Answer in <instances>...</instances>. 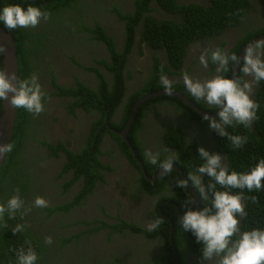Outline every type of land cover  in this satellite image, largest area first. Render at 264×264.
Instances as JSON below:
<instances>
[{"label":"clouds","instance_id":"1","mask_svg":"<svg viewBox=\"0 0 264 264\" xmlns=\"http://www.w3.org/2000/svg\"><path fill=\"white\" fill-rule=\"evenodd\" d=\"M151 2H156L159 8H161L166 13H168L167 12L168 10L160 5L159 0H152ZM175 2L179 5H191V4L200 3L199 1H194V0H175ZM117 8L123 11V9H121L119 6H117ZM250 9L252 10V5ZM79 10L82 9L73 8L69 13L72 12L75 13L76 11ZM151 10H158V8L151 6ZM82 11H84V14L82 15L83 17L82 19L86 18V20L90 22L93 21L89 19L90 17L88 14L89 11L87 12L84 6ZM99 15H104V14H99ZM112 15L114 17L119 16L115 12V10L112 13ZM50 16H51L50 12L41 11L40 7H36L32 5H28L26 8H24L19 4H15V5H7L4 6L2 9H0V23H2L6 29H8L9 31L15 29H31V33L33 35H36V37H38V34L40 33L42 27L48 23ZM169 16H171L169 18L172 17L176 18V16L172 14H169ZM94 18L103 26V28L107 30V28L103 24V21L98 19V14H96ZM82 19L78 23H76L78 18L73 19L70 15L66 17L67 24L70 27V31H71L70 36L78 33L86 34L87 39L85 40V42L88 43L95 42V44L101 45L100 44L101 42L97 43L98 41L92 40V34L89 33L88 31V29H92L96 26L94 25L96 22H94L93 24L94 26L87 27L85 30H83L82 33L81 24H80L82 23L81 22ZM119 19H117V22L119 21ZM42 20L44 22H41ZM73 24H75L74 25L75 29L74 27L73 29L71 28ZM246 29L247 28L244 29L245 34L247 31ZM248 29L253 30L255 28L250 27ZM107 32L109 35H111V33L108 30ZM113 37L118 42L119 38L115 36ZM63 38L64 39H62V43L63 45L66 46V42L68 38H65V36H63ZM123 38L124 37L122 36V39ZM196 40H193L190 44H192ZM48 45H54V43L46 39V41H44V43L41 45L46 54L47 53L50 54L53 51L57 50L56 48L51 50ZM120 48H123L121 44H120ZM141 51L143 53H141ZM141 51L139 52L138 56L140 57L145 55L144 61H146L147 56L145 54L144 49L142 48ZM7 54H8V48L4 44H0V56H6ZM67 57L68 55L66 56V58ZM71 58L74 64H76L77 67H80L79 63L74 59V57L71 56ZM144 61L142 60V58H140V62L138 63L136 62V64H139L137 68L140 67L139 70L141 71H143ZM210 61L212 64L216 65V69H215L216 74L208 79L201 80L199 78H193L186 72V70L185 71L183 70V66L182 69L175 68L174 70L171 68L173 71H171L170 75H174V82L181 81L182 79L185 90L192 96V98H194L197 101H203L205 104H207L209 108L214 107L217 109V112H213V113H217L218 118L216 119L210 118L208 115H204L203 119L208 121L209 128L213 130L218 136L222 138H226L231 143L233 149H240L247 143L248 138L246 136H241V135H232L227 131V128L235 127L237 125H242L245 128H251L253 122L257 119V111L260 106L256 102L258 90L254 89V87L258 85L261 81H264V40H259L249 44L244 49L242 56H238L235 53L230 54L227 51L221 50L220 48H216L215 50H211V51H209L208 49H204L199 56L200 65L203 68L207 69L209 67ZM141 64H143L142 67ZM169 64L171 66V62H169ZM162 66L163 67L165 66L164 62ZM19 67H20V63H19ZM233 67L239 68L238 77L229 78L226 75H224L225 73L231 72L233 70ZM137 68L135 69L137 70ZM124 72H125V76L128 75V77H125L126 93L125 96L123 97L124 101L121 104V108L115 110L113 114L114 120H111L109 122L111 124L112 122H114L117 126H119L120 123L122 122V107L124 105L125 100L127 99V97H129L135 92V90L131 89L129 85L127 86V78H129L131 74L126 73V67ZM240 72L243 74L242 78L239 77ZM110 76H112V74L108 72V74H106L105 77H110ZM175 76L178 77L175 78ZM109 82L110 85H112V81ZM156 86H159L160 89L153 92H148L142 95L141 97L150 93L164 90L165 94L158 96H166L167 98L164 100L168 99V104L163 106L165 104L164 100L152 104L151 109L147 110L146 112L147 116L143 118L142 128L139 130L138 137H139V142L141 143V146L143 148V152L145 153V156L148 158L149 163L154 166H158L159 169L161 170L160 173L161 177H164L173 171V165L177 160V154L167 148L164 149L165 153L152 152V148L149 147L147 141L155 137L160 139L161 142L160 145L163 144L169 146L167 144V138L165 137V134L168 132L170 127H160L157 123V120L153 119L152 116H150L149 114L156 112L161 116H163V110L166 106L168 108V111L173 109L178 110L177 107L178 104L170 102V97L177 98L179 100L181 99L178 98L177 96H171L173 92H175L173 89L174 87L173 81L170 80L166 75L164 74L160 75V80L159 81L157 80ZM158 96L152 97L150 99L156 98ZM44 97H45V93L42 90V86L38 82V77L35 74H33L30 77V79L20 80L18 79L15 73L9 72L6 68L4 70H0V101L6 103L10 109L13 110L24 109L28 113L34 116H39L45 111V105L43 102ZM150 99H147L144 102L149 101ZM143 103L140 105V107L143 105ZM112 109L113 107L109 108L110 111ZM108 111L106 113V116L108 115V120H110L109 119L110 113L108 114ZM99 116L101 119L102 116L100 113ZM106 116L104 122H106ZM147 119H151L153 121L151 123L148 122L149 124H146L145 126V122L147 121ZM148 125H149V129H147ZM117 126H114L112 124V127L115 129L118 128ZM177 127L180 128L178 125ZM109 131L110 132L106 137L114 138L115 140L114 142H116V143L113 142V144H110V146H113L115 144L118 145L119 141L116 140L115 137H113V134L115 133H113L110 129ZM97 135H93V132H91V136L87 138V141L76 146L77 148L76 151L78 153H81L85 149L94 146ZM26 137L24 138V147H25ZM119 137L122 139L121 136ZM91 138H93V140H91ZM128 138H129V133H128ZM130 142L132 143L131 140ZM156 146L159 145L158 144L153 145V147ZM133 147L135 148L134 145ZM12 149H13V145L11 143L0 144V159H3L6 154H7L6 155V159H7L8 153H10ZM74 150L72 151L75 152ZM197 151L199 154V159L202 161V163L198 167H196L195 171L189 172L187 174L186 179H181L177 181L176 185L177 187L182 189H187L189 185L192 186L193 191L198 192L199 200L207 201L208 203L202 206L199 210H194L196 201L193 200L186 201L183 207V214L181 213L180 218L178 217L176 220V217L175 219L173 217L174 212L168 213V210L170 208H175L173 204L167 203V206L163 207L160 199L157 197H153V202L156 205H158L160 208L157 210L151 209L150 211V214H152L155 219L148 224V230H149L148 234L153 235V231L156 230L160 225L162 226L163 220L162 218H158L159 217L158 215L162 216L165 219V224L169 222L172 225V228L169 231V239H168L169 243L167 239L161 236L160 234L151 236L146 241V243L149 246H151V248L158 254L161 250V245L157 242L155 243L151 239L155 237L160 238L164 246V250L162 254H160L159 257L155 258L151 264H156L162 256L169 257L171 255L175 260L181 258L185 259V253H184L185 247H188L191 251L195 250L191 246L192 235L195 237L197 243L202 244L201 258L202 261H207L208 264H264V228H253L249 231H242L240 224V219L245 218L247 216V212L245 211L246 206L244 204V201L248 199L251 200L252 203H257V197L256 196L246 197L244 195V190H247L248 192H253V191L258 192L264 190V183H262L264 182V159H260L253 167H251L246 172H237L235 170L232 171L229 170V167L226 165L225 157L219 154V152L209 153L203 147H199ZM131 153L134 159L136 160L138 166L141 167L140 171L143 172V174H145L146 176L147 174L146 167L142 159L139 157L137 150L136 153L140 158L142 164L139 163L138 159L134 156L132 151ZM166 153H168V155L163 160H161L160 156H163ZM105 155H107V153ZM117 155L123 160V163L127 166L126 158L128 154L123 153L122 150H118ZM61 162L65 164L64 168L67 173L71 172L72 175L75 174V172H73L71 169L70 170L67 169L69 164L68 157L67 158L65 157ZM134 166L137 167L135 164ZM129 168L131 169V173L133 171L136 172L133 167H129ZM142 168H145L146 173H144ZM136 170L139 172L140 175V171L138 170V168ZM135 175H137V173ZM182 175L184 176V173ZM205 176H207L211 181L207 185H205L203 181V177ZM102 180L105 181L106 178H103ZM129 182H133V180H130ZM108 183L109 182L105 181L103 188H105V185H107ZM138 183L140 184V180ZM74 184H76V182ZM73 185L69 189H67L65 194L73 187ZM82 186H83V178H82ZM82 186L80 189L79 188L75 189L76 191L75 197L82 190ZM105 189L107 190V188ZM233 189H237L240 191L236 194H233V192L231 191ZM137 190H139L140 197L146 198L148 200L149 196L148 194L145 193V189L142 186L141 189L138 187ZM141 191L143 192L142 195H141ZM108 192L110 194H113L111 191ZM15 193L16 194L12 195L6 201V203H0V226L4 228L8 227V224L5 220L6 216L9 220H12L15 219L17 213H19L20 218L23 219L24 216H26L31 211V207L29 208L25 207V202L19 194V189H16ZM163 197L166 200H170V194L167 192L163 193ZM111 199L112 200H110L109 202L115 205L116 202L113 200V196L111 197ZM85 200L86 198L82 199L79 205L74 206L68 212H72V210L75 207L83 205ZM121 204L122 203H119L118 207H120ZM116 206L117 205H115V208ZM32 207L46 208L48 207V201L43 197L37 196L32 202ZM164 210H166V212ZM105 211L112 213V211H110L105 204H98L96 207V213L88 217L89 218L88 220L79 221L77 223H75L76 221H74L73 225L87 224V226H89L87 233H85L84 231L83 232L79 231L78 233L70 231L68 237H76L77 239H80L83 235H86L88 233L95 234L101 229L95 228L94 224L100 223L103 226V229L113 228L114 237L106 241L108 243L114 241L117 238L115 237L117 234H122V228H118L116 227L117 225L114 224L110 226L108 217L104 215ZM158 211L160 214L157 215L156 213H158ZM113 219H115L114 216ZM68 220L70 221V219ZM44 222H45L44 224H46V220ZM68 225L72 226V224L70 223H67L66 225H62V226L68 227ZM26 227L27 225L25 224L17 223L15 227L12 228V233L15 235L24 232L26 230ZM76 227L83 228L84 226L78 225ZM33 230L35 234H37L38 236L39 231L43 230V225H40L38 228H34ZM101 234L102 232L97 234V236L105 238V236ZM44 242L47 245H51L53 243V240L51 237H45ZM26 243L29 242L26 241ZM11 251L15 253V258H16L15 264H37L38 262L39 257L37 253L30 246L27 248L20 247L19 249H11ZM124 253L125 252H122L121 250H115V254L106 256L108 258L107 261H102L103 258L101 257V258H96L94 263L129 264L126 262V259H129V256L128 254H124ZM81 255H83L81 263L83 262L85 263V255L80 254V256ZM80 256L76 257L77 264L79 263ZM131 264H146V263L141 262L135 258V262H132Z\"/></svg>","mask_w":264,"mask_h":264},{"label":"flooded vegetation","instance_id":"2","mask_svg":"<svg viewBox=\"0 0 264 264\" xmlns=\"http://www.w3.org/2000/svg\"><path fill=\"white\" fill-rule=\"evenodd\" d=\"M118 1L124 14H134V2L136 0ZM194 1H199V4H202L205 7L210 4L209 0ZM258 1V7L254 9L252 13L250 9L246 16L235 27L226 29L218 36L197 39L192 44H189L186 55L182 59L183 70H186V72L193 78H199L201 80L208 79L215 75L216 65L213 70L210 62L207 69L200 65L199 56L201 52L204 49L211 51L222 47L223 51H227L231 54V51L242 39V36L240 35L230 37L233 29H238L247 22L248 25L246 28L248 26V28L253 27L255 29L264 27V9L262 7L261 0ZM150 5L158 8V10H151L149 14L144 13V16H155L159 22L171 17L168 13L159 8L156 2H151ZM250 14L251 16H249ZM249 17L250 20L248 21ZM116 18L119 19V16L114 17L113 15L110 16L106 14L98 15V19L103 21V24L111 35L119 38L118 43L123 46L122 36L124 37L126 24L120 19L117 22ZM143 31L144 24L140 23L137 25L135 30L136 44L132 52L129 54L126 62V73L131 74L130 77L127 78V86L129 85L131 89L135 91H140L145 88L146 83L153 77L155 64L153 57L157 55V57H159L165 65L163 74L173 81L174 91L183 93L186 96L188 95L191 100L200 106L201 101H195L185 90L182 79L181 81L174 82V75H170V73L173 71L172 69L175 70V68L172 63L171 66L169 64L170 60L168 59V53L164 46L152 48V46L142 40ZM244 31L245 30H243V32ZM76 35H78L77 38L83 37L81 33ZM223 36H229L230 38H228L225 43L221 45L218 39ZM100 44L101 45L95 44V42H86L83 44L81 39L80 41L77 40L72 45H68L66 43V46H58V50H55L50 54H46L41 45L35 47L34 50L36 55L31 58V65L33 66L32 75L35 74L38 77V82L42 86V90L45 93L43 101L45 111L39 116L31 114V122L27 125L29 130L27 131V137L25 134V147L20 156V161L23 167L21 185L24 187V191L20 192V196L25 202V207H31V211L27 215V217L31 218L30 225H34V228H38L40 225H43V230L40 231L46 235L45 237H51L53 240L51 245H47L49 251L48 255L45 257L46 262L51 263L53 260L57 259L61 261L60 264H77L76 257H79L80 254L85 255V264L91 261L94 262L96 258L101 257L103 258L102 261H107L108 258L106 256L115 254V250H121L122 252H125L124 254H128L129 259H126V262L129 264L135 262V258L146 264H151L152 261L159 257L164 250V246L160 238L155 237L151 239L155 243L157 242L161 245L159 254L146 243L152 235L148 234V224L155 219L154 216L150 214V211L151 209L156 210L158 208V205L153 202V197H157L161 200L163 195L153 196L145 189V193L149 196L148 200L140 197L139 190H137L138 187L141 189V186L138 183L140 175L136 170L137 167L134 166L133 161L128 156L126 158V166L123 163V160L117 155L118 150L130 149L131 151V145L122 139V141L128 145V149H123L120 141L118 142V145L115 144L110 146V144H113L115 140L114 138L106 136L108 135V131L112 124L104 122L96 129V122L98 121L99 113L96 110H85L83 108L70 110L69 105L75 103L79 97L63 93V88L77 87V84L79 83H83L84 86L92 91H98L102 84V79L94 69L90 68H96L100 71L103 78H106L107 81L112 80L113 76L105 77L109 71L102 63V59H107L108 61L110 60L109 52L103 43ZM139 45L141 47H139ZM142 48L147 56V59L144 62L143 71L136 70L134 68V64L136 63L138 54ZM241 52L239 56H241ZM67 55L68 57L66 58ZM71 56H73L79 63L80 67H77L76 64H74ZM126 77H128V75H126ZM177 77L178 76H175V78ZM258 87L259 84L256 85L254 89H258ZM164 103L165 104L163 106L167 105L168 99L164 100ZM204 105L207 106L205 103ZM200 108H202L205 112H210L209 109L206 110L201 106ZM58 111H61V116L55 115L56 117H54L53 112L56 113ZM172 111H168L166 106L163 110V116L156 112L149 115L152 116L153 119L157 120L160 127L174 128L178 125L186 134L189 142L193 140L197 141L209 153H212L213 147H215V153L220 151L221 148L218 145L216 133L213 130H211L208 126L204 128L200 126L201 123L194 118L191 112L186 113L187 111L184 108L180 107L178 110L173 109ZM112 120H114V118ZM152 121L153 120L151 119H147L145 126ZM147 129H149V125L147 126ZM92 131L97 134L103 131L99 147L101 152L104 148L110 150L111 155L110 158L102 153L99 155V159L103 164V167L99 169L101 179L95 180L96 185L94 190L86 197L83 205L75 207L72 212L54 211L49 213L48 209H57L64 203L73 201L76 195L75 189L81 188L82 179L75 181L76 184H74L73 187L65 194L67 191V184L74 179L75 174L72 175L71 172L67 173L64 168L65 164L61 161L65 157L69 158L70 155L68 156V151L75 149V153H73L78 154L76 146L87 141V138L91 135ZM200 140H203L204 142H201ZM130 144L132 143L130 142ZM147 144L150 148H152L153 153H165V148L170 149L171 151L173 150L170 146L163 144L160 145V139L155 137L147 141ZM154 144H158L159 146L153 147ZM71 146L74 149H72ZM122 152L125 153L124 151ZM108 159L109 161H107ZM106 162L111 163V167L109 165H105ZM104 166H106V169H104ZM129 167H133L136 172L133 171L131 173V169ZM136 173L137 187L133 192L138 197L131 198L130 201H128L131 202V204L123 201L120 207L117 205L115 208V205L109 202L112 200L111 197L113 194H110L105 188H103L105 181L110 182L111 177L115 174H118L119 177L123 176L130 179L134 177ZM159 176L156 175L155 177L158 178ZM103 178H106V180L103 181ZM116 179L117 178L113 177L114 186L116 185ZM32 181H34L33 184H31ZM128 185L129 180L125 182L124 186L128 187ZM168 191L169 189L167 188L165 192ZM142 193L143 192L141 191V195ZM37 196L46 199L48 201V207L37 208V210H35V207H32V202ZM166 203L173 202L171 200H166L162 206L166 205ZM98 204H105L108 209L112 211V213L108 211L104 212V215L109 219L110 226L113 224L120 225L125 222L126 226L122 228V234H117L115 236L117 238L111 243H108L105 238L97 236V234L102 232L101 235L111 239L114 237L113 228L103 229V226L100 223H96L94 224V227L101 229L100 231L95 234L88 233L83 235L80 239L73 238L72 241L66 245L69 246L66 247V249H61L59 252L58 250L60 249V245L58 242H55L54 238L58 239V237H63L64 235L68 237L70 231L78 233V227H76L78 225L84 226L80 232L84 231L87 233L89 229L87 224L73 225L74 223H70L72 226L68 225V227H64L62 225L69 223L68 219L76 221L75 223L88 220V217L96 213V207ZM45 209L47 211H45ZM113 216L115 219H113ZM45 220L50 223L47 225L44 224ZM132 224L137 226V231L133 230ZM184 253L185 264H208L207 261H202L199 254L195 251H191L188 247H185Z\"/></svg>","mask_w":264,"mask_h":264},{"label":"trees","instance_id":"3","mask_svg":"<svg viewBox=\"0 0 264 264\" xmlns=\"http://www.w3.org/2000/svg\"><path fill=\"white\" fill-rule=\"evenodd\" d=\"M151 1L152 0H136L134 2V14H124L122 10L118 8L115 9V12L119 15L120 19L126 24V31L124 38L122 39L123 48H120L116 39L109 35L107 30L103 28L101 24H97L94 28L88 29L89 33L92 34V40L98 41L97 43L101 42L108 48L110 60L102 59V63L113 76L111 80L112 85H110V82L107 81L106 78H103L100 71L96 68H90L94 69L102 79V84L98 91H92L84 86L83 83H79L77 84V87L63 88V93L79 97L75 103L69 105L70 110L76 108H83L85 110L92 109L101 114L102 118L96 122V129L104 123L109 108L113 107L109 114V121H111L115 110L121 108V104L124 101L123 97L126 93V76L124 71L128 56L136 44L135 30L137 25L140 23L144 24L142 40L152 46V48L164 46L168 53V59L173 67L181 69L183 66L182 59L186 55L188 45L193 40L215 37L222 34L226 29L235 27L246 16L251 7L250 0H210V4L207 7L199 4L179 5L175 0H159L160 5L166 8L169 14L176 16V18H167L166 20L159 22V20L152 15L144 16V13L149 14L151 11ZM261 2L264 9V0H261ZM15 4H19L24 8L28 5H32L40 7L41 11L50 13L58 12L59 14L63 12V10L64 14H67L73 8L83 10V6L79 0H0V9L4 6ZM98 4L102 3H96L95 8H97ZM92 12L93 10L91 9L90 13ZM59 14L58 16H60ZM94 16L92 17L93 22H98ZM50 18H52V16H50ZM77 18L78 20L83 18L80 14V10ZM0 26L4 27L2 23H0ZM6 30L9 31L8 29ZM9 32L14 36L18 48L20 63L19 79H30V76L33 73L31 58L36 55L34 49L36 46L42 44L39 43L36 35L31 33V29H15ZM263 34L264 27L249 30L231 53H235L239 56L245 45ZM139 47L141 46L139 45ZM220 49L222 50V47ZM141 53L143 52L141 51ZM153 58L155 60L153 77L146 83L144 89L135 91L132 95L127 97L122 107V122L120 125L117 126L112 122L114 126L118 127V130H123L126 127L132 109L139 97L148 92L160 89L156 84L157 80H160V75L164 73L165 67L162 66V60L158 58L157 55ZM210 64L212 70L215 69V65L212 64L211 61ZM0 70H3L2 56H0ZM224 75L232 78L233 70ZM239 77H243L241 72L239 73ZM257 90L256 102L260 107L257 111V119L253 122L251 128H245L242 125L227 128V131L232 135L246 136L248 138L247 143L240 149H233L231 143L226 138H222L216 134L218 145L221 148L219 154L225 157L226 165L229 167L230 171L235 170L237 172H246L260 159H264V81L259 83ZM166 98V96H158L144 102L140 107L137 118L129 132V138L135 146L139 157L144 162L146 172L150 177H155L161 170L158 166L150 164L145 157L143 148L139 142L138 133L142 128L143 118L147 116V110L151 109L152 104ZM170 102L178 104V108H184L187 111L186 113L191 112L194 118L201 123L200 126L203 128L206 126L209 127L208 121L204 120L203 117L199 116L183 101L170 97ZM200 106L206 110L209 109L212 113L217 112L216 108L205 106L203 101H201ZM1 112L2 101H0V117ZM30 120V113L24 109H18V117L11 142L13 149L8 153L6 162L0 172V203H6L12 195L16 194V189H19V194L24 191V187L21 185L23 167L20 161V156L24 150V138L25 134L27 136V131L29 130L27 125L31 122ZM92 132L93 135H97L94 131ZM102 134L103 131L97 135L94 146L85 149L83 152L78 154H74L75 152L73 153L72 150L67 152L68 156L70 155L67 169H71L75 172L74 179L67 184V189H69L75 181L83 178L82 190L72 202L59 206L57 209H48L49 213L58 210L68 212L74 206L79 205L80 201L85 199L86 196L94 190L96 185L95 180L101 179L99 169L103 167V164L99 159V144ZM113 137L121 142V147L123 149H128V145L123 142L119 136L113 134ZM165 137L167 138V144L173 148L172 152L177 154L175 165L179 166L183 171L184 176L179 170L173 169V171L167 176L161 177L160 175L155 181H149L145 174L140 171L141 167L138 166L130 149L122 151L127 153L129 158L137 166L140 171V184L151 195L161 196L167 188L169 189L167 193L170 194V200L173 202L172 204L175 208H170L168 213L174 212L173 217L174 219L176 217L177 220L178 217L180 218L181 213L183 214V207L186 201H196L194 210H199L202 206L208 203L207 201L200 200V205H198L199 195L197 191L196 193L193 191L192 186L189 185L187 189H182L176 185L177 181L186 179L187 174L195 171L196 167L202 163L199 159L197 149L203 146L196 141L189 142L186 134L178 127L170 128L165 134ZM91 140H93V138H91ZM167 155L168 154L160 156V159L163 160ZM107 167L110 168L109 166ZM104 169H106V166H104ZM203 181L205 185L211 182L207 176L203 177ZM231 191L233 194H236L240 190L233 189ZM244 195L246 197L256 196L257 203H252L251 200L248 199L244 201L247 216L240 219L241 230L249 231L253 228H264V190L258 192H248L247 190H244ZM160 201L163 205V203L166 202V199L162 197ZM166 206L167 203L163 207ZM159 208L160 207L158 206L157 209ZM35 210H37V208H35ZM45 211L47 210L45 209ZM164 211L166 212V210ZM156 214H160L159 211ZM27 215L21 219L20 214L17 213L16 218L12 220H9L6 216L5 220L8 227L4 228L0 226V264H15V253L11 251V249H19L20 247L27 248L29 246L36 251L39 257L37 264H60L61 261L57 259L53 260L51 263L46 262L45 257L47 254L44 253L47 247L42 242V238L35 234L33 230L34 225H30L31 218L27 217ZM158 216V218H162L163 220L162 226L160 225L158 229L154 230L153 235L151 236L160 234L166 238L169 243V231L172 228V225L169 222L165 224V219L160 215ZM17 223L25 224L27 227L24 232L14 235L12 233V228H14ZM125 226V222H123L116 227L124 228ZM132 226L133 230L137 231V226L134 224H132ZM73 238L76 237H67L64 235L63 237H58V239L54 238L55 242H58L60 245L58 251H61L63 248L66 249V245L71 242ZM191 238V246L195 249L194 251L202 257V244L197 243L193 235ZM26 241L29 243H26ZM164 257L165 256H162L156 264H185L184 258L175 260L171 255L169 257ZM82 258L83 255L80 256L79 263H81Z\"/></svg>","mask_w":264,"mask_h":264},{"label":"rangeland","instance_id":"4","mask_svg":"<svg viewBox=\"0 0 264 264\" xmlns=\"http://www.w3.org/2000/svg\"><path fill=\"white\" fill-rule=\"evenodd\" d=\"M80 2L82 4V6H84L86 8L87 12L88 11L90 12V10L92 9L93 10L92 13L94 15H96V14H98V15L99 14H106V15H110L111 16L112 13L114 12V10L117 8V6H119L122 9L120 3H118L119 2L118 0H80ZM257 2H259V1L258 0H251V5H252L251 13L254 11V9H256L258 7V3ZM96 3H102V4H98L97 8H95V4ZM89 12H88V14L90 16L89 19L92 20V17L94 15L92 13H89ZM58 14H59L58 12H52L51 13L52 18H50L48 23L45 26L42 27L40 33L38 34L37 38H38L39 43L43 44L44 41H46V39H48L50 42L54 43V45H48L51 50H53L54 48H56L58 50V46L63 45V43H62V39H64L63 36H65V38H68L67 42H66L68 45H72L77 40L80 41L81 39H82L83 44L86 43L85 42V40L87 39V35L86 34H82V36H83L82 38H77L78 35H76V34H73L72 36H70V32H71L70 31V27L68 26L67 21H66V17L68 15H70L73 19L77 18L78 15H79V11H76L75 13L72 12V13L64 14V10H63V12H61L59 14L60 16H58ZM80 14L83 15L84 11L80 10ZM249 16H251V14ZM80 20L81 19L77 20L76 23H78ZM249 20H250V17L248 18V21ZM41 22H44V21L42 20ZM81 22L82 23H80V24H81V29H82L81 32L82 33H83V30H85L87 27L100 24L99 22H96L94 24L93 21L90 22V21L86 20V18L82 19ZM247 23H245L243 26L239 27L238 29H233L232 32H231L230 37L237 36V35L243 36L245 34L243 32V30L248 25ZM75 24L72 25V27H71L72 29H73V27L75 29V26H74ZM248 27L246 29L247 30L246 33L249 32ZM77 28H78V26H77ZM72 33H73V30H72ZM230 37L229 36H223V37L219 38L218 41L222 45ZM138 58L139 59H137V61H136L137 63L140 62V58H142V60L144 61L145 55L140 56V57L138 56ZM138 65L139 64L135 63L134 64V68H137ZM142 65L143 64H141V67H142ZM139 69H140V67L137 68V70H139ZM53 114H54L53 115L54 117H56L55 115L61 116V111H58L56 113L53 112ZM171 126H175V125H171ZM200 141L204 142L203 140H200ZM215 151H216L215 147H213L212 153H215ZM113 177L117 178L115 186L113 185ZM113 177H111L110 182L107 185H105V188H107L108 191H111L113 193V200L116 202L115 205H118L119 203H123V201L128 202V201H130L131 198H137L138 197L133 192L136 189V187H137V182H136L137 181V175H134V177H132L130 179L125 178L123 176L119 177L118 174H115ZM128 180L129 181L133 180V182H129L128 187H125L124 184ZM33 182L34 181H32L31 184H33ZM130 186H133V187H130ZM128 203L131 204V202H128ZM48 223H50V222H46V224H48ZM69 223H74V221L70 220ZM81 229H82L81 227H78V231H81ZM38 236H40L42 238L41 239L42 242L47 247V244H45V242H44L46 235H44L43 232L40 231ZM105 240H108V238L105 237ZM48 251H49V249L47 247V249L45 250L44 254L48 255ZM78 264H85V263L83 262V263H78ZM86 264H98V263L88 262Z\"/></svg>","mask_w":264,"mask_h":264},{"label":"water","instance_id":"5","mask_svg":"<svg viewBox=\"0 0 264 264\" xmlns=\"http://www.w3.org/2000/svg\"><path fill=\"white\" fill-rule=\"evenodd\" d=\"M259 40H264V35H260L256 38H254L247 45H245V47L243 48V50L241 52V56L244 52V49L249 44L256 42V41H259ZM0 44H4L8 48V54L6 56H2L3 70L6 68L9 72L15 73L19 79V57H18V48H17L16 40H15L14 36L9 31H7L5 28H3L2 26H0ZM238 72H239V68L235 67L234 68V74H233L232 78L238 77ZM162 94H165L164 90L157 91L154 93H150V94H147V95L139 98V100L137 101L136 105L134 106V108L131 112L129 121H128L125 129L120 131V130H117V129L113 128L112 126H110V130L113 133L121 136L123 140L126 139L127 141H130V140H128L129 138H127L128 133L130 132L132 124H133L134 120L136 119L140 105L145 100L150 99V98L155 97V96H158V95H162ZM171 96H177L178 98H180L186 105L191 107L196 113H198L202 117H204V115H208L210 118H215V119L218 118L217 113L205 112L193 100H191L188 96H186L183 93L173 92V94ZM109 113H110V110L108 111V114ZM17 117H18V109H16V110L10 109L7 106V104L2 101V113H1V117H0V144L11 143ZM106 123L109 124L108 115L106 116ZM131 151L133 152L134 156L138 159L139 163L142 164V162H141L140 158L138 157L136 150L133 147V145L131 146ZM6 155L3 159H0V171H1L3 164L6 160ZM142 169H143L144 173H146L145 168H142ZM173 169H177L181 172V174H183V171L177 165H173ZM160 173H161V171L157 174V176H159ZM146 177H147V174H146ZM156 178L157 177H155V178L148 177V180L154 181V180H156ZM199 204H200V200H198V205Z\"/></svg>","mask_w":264,"mask_h":264},{"label":"crops","instance_id":"6","mask_svg":"<svg viewBox=\"0 0 264 264\" xmlns=\"http://www.w3.org/2000/svg\"><path fill=\"white\" fill-rule=\"evenodd\" d=\"M98 119H100V116L98 117ZM102 150L103 151L101 152V149H100V154L102 153L103 155H105L107 153L106 156H108L109 158L111 157L110 150H108V149H106V150L105 149H102ZM107 161H109V159ZM106 165H109L111 167V163H109V162H106Z\"/></svg>","mask_w":264,"mask_h":264},{"label":"bare ground","instance_id":"7","mask_svg":"<svg viewBox=\"0 0 264 264\" xmlns=\"http://www.w3.org/2000/svg\"><path fill=\"white\" fill-rule=\"evenodd\" d=\"M127 138H128V137H127ZM124 140H125L126 142H128L129 145L132 146V144H130V141H127L126 139H124ZM128 140H129V139H128ZM99 155H100V153H99ZM148 177H150V176H148ZM148 177H147V178H148ZM151 178H154V177H151Z\"/></svg>","mask_w":264,"mask_h":264}]
</instances>
